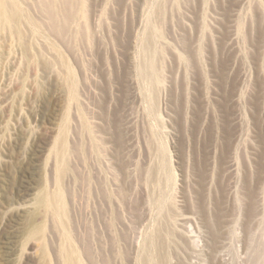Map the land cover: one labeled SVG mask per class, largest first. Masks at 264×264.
Segmentation results:
<instances>
[{
    "label": "rangeland",
    "instance_id": "374dc122",
    "mask_svg": "<svg viewBox=\"0 0 264 264\" xmlns=\"http://www.w3.org/2000/svg\"><path fill=\"white\" fill-rule=\"evenodd\" d=\"M0 7V264H264V0Z\"/></svg>",
    "mask_w": 264,
    "mask_h": 264
},
{
    "label": "bare ground",
    "instance_id": "6f19581e",
    "mask_svg": "<svg viewBox=\"0 0 264 264\" xmlns=\"http://www.w3.org/2000/svg\"><path fill=\"white\" fill-rule=\"evenodd\" d=\"M1 3L3 4V2H1ZM0 8H1V7H0ZM2 16H3V15H2ZM3 17H4V16H3ZM53 208H54V207H53ZM68 247H69V246H68ZM69 250H70V249H69ZM69 250H68V251H69ZM60 253H61V252H60ZM73 256H74V253H73ZM71 259H72V258H71ZM67 263H68V262H67ZM72 263H73V262H72ZM70 264H71V263H70Z\"/></svg>",
    "mask_w": 264,
    "mask_h": 264
}]
</instances>
